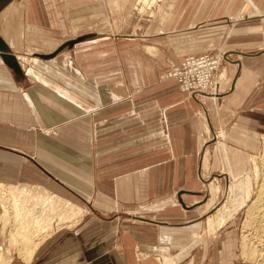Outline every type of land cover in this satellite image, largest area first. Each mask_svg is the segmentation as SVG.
<instances>
[{"label": "crops", "instance_id": "0c3cea01", "mask_svg": "<svg viewBox=\"0 0 264 264\" xmlns=\"http://www.w3.org/2000/svg\"><path fill=\"white\" fill-rule=\"evenodd\" d=\"M87 1L0 0V181L41 183L96 210L10 264H160L153 253L183 258L202 237L209 212L205 133L235 120L226 142L211 140L206 148L209 179H227L229 172L235 178L228 217L251 193V155L264 133V107L256 108L264 93L259 100L253 95L264 82V0L230 7L261 14L233 30L245 37L226 47L222 70L231 79L216 101L187 95L175 79L155 87L152 67L131 81L95 73L80 56H91L85 47L103 38L78 33L77 24H106L108 3L118 2ZM62 7L76 36L61 40L46 25H59ZM209 48L192 46L184 54ZM52 127L54 133L45 131ZM115 211H133V218L103 217ZM137 249L150 258L140 260ZM198 260L201 254L190 262Z\"/></svg>", "mask_w": 264, "mask_h": 264}, {"label": "rangeland", "instance_id": "374dc122", "mask_svg": "<svg viewBox=\"0 0 264 264\" xmlns=\"http://www.w3.org/2000/svg\"><path fill=\"white\" fill-rule=\"evenodd\" d=\"M61 1L63 0H59V2ZM71 1L85 3L87 0ZM244 1L245 0H117L118 4L116 1L114 4L110 2L108 3V9L104 11L105 15H107L106 24H96L95 20L92 21V25L87 22L84 23V21L80 23L81 25L77 24L79 27L78 33L80 32L82 34V32L88 30L95 32L103 38V41L96 44L94 43L91 47H89L88 44V48L85 47V49H91V56H86L82 52L83 55L80 56V59L86 64L91 62L95 73H100L102 70L108 71L106 72V75L103 74V76L108 79L110 78V80L121 76L125 79H130L131 81L138 76L141 68L152 67L157 74V79L154 80L157 83L155 87H157L160 83L172 80L167 78V72L173 66L180 64L186 56L192 54L212 53L219 55L220 59L215 77V88L217 86L224 87L228 83L227 81L231 79V76L227 74L223 79L219 77L222 69L226 66L225 61L229 60V53H227L228 51L226 47L229 45L230 41H233L234 39L244 40L245 37L243 35L238 37L233 36V30L244 27L246 22L251 24V17L254 19V17L260 16L261 14L260 11L252 7H249L248 9H244L246 6L243 9L230 8L232 5L239 6ZM248 4L252 6L255 5L253 0H246L245 5ZM61 9V18H56L55 15V21H58L59 25H55V28L51 25H46V28L53 29L55 37L62 40L74 37L76 36V33L73 31L74 29L69 22V17L66 10H64L65 8L62 7ZM195 22H197V27L196 24H194ZM252 22L253 24L258 23L260 22V19H255ZM256 36L259 37V35ZM73 40L76 42L80 41L79 39ZM202 45L203 47L210 46V48L195 51L187 55L184 54L189 51L186 50L187 48L191 49L192 46L195 48L197 46L201 47ZM58 49L59 48H56L52 52H55ZM101 50L104 52L100 53ZM59 51H57V53ZM179 61L180 63H178ZM50 80L55 83L53 85L56 87V84L58 83L51 78ZM62 87L67 88L64 86ZM179 88L183 91L180 85ZM67 89L64 90L67 91ZM262 91L264 93V82L259 80L257 82V88L253 92V95L257 100L260 99L259 97H261ZM183 92L189 95L187 92ZM216 92H218V89L211 92V95L189 96L197 99L201 98L202 100L207 98L214 99L213 95ZM222 92L223 90H221V93ZM262 107H264L263 101L256 105L258 110ZM234 122L235 120H233L227 128H219L213 133H205V136L207 137L206 140L209 142L211 140H222L223 142H226V131L231 128ZM263 134L264 133H261L262 137L260 138L259 148L251 155V193L239 210H237L233 216L229 217L227 223L219 228L217 233L214 234L208 233V218L215 213V210L218 207L223 205H227L228 215L229 209L234 201L232 199L233 194L231 189V183L234 180V176L229 172L226 174L227 179L225 177H213L209 179V160L206 165L204 164V157L207 155L206 148L209 142L204 145L205 150L204 153L201 152V155L203 154L202 163L207 179L203 186V190L205 191V198H207L206 202L211 201V204L208 207L209 212L202 219L204 221L203 229H199L202 237L196 239L195 243L188 247H191L189 253L183 256V258L175 257L178 264H188L196 254H201V260L196 261L194 264H225L228 262H231V264H264L262 259L256 260L250 258L244 247L245 243L256 244V246L258 245L257 248L264 255V241H262L264 240V228L260 222L259 216L253 218L250 216L251 214L248 209L253 198L257 196V191L259 189L258 185L261 183V179L257 174V168H260L261 170H259L264 172L262 160L264 156ZM6 183L17 184L18 182ZM211 183L219 187V190L215 191V194L210 188ZM22 184L29 185L31 190L29 189L28 191L32 195H23L20 197V207L22 208V206H24V208L20 209L21 215L32 217L31 221L35 220L38 218L37 216L40 215L42 219H47L46 221L50 224L49 228L43 232L45 234L39 241L38 247L58 231L73 229L96 214L95 207L92 205L90 206L87 203L71 200L75 206L81 208L80 211H77V215H72L69 218L60 220L61 213L56 210L52 212V206L49 199L36 193H38L41 188H47V190L54 192V194L61 196V198L68 199L67 196L60 194L41 183L22 182ZM1 191L2 190L0 189V193ZM9 200L10 202L7 203V206L10 213L14 216L17 212L14 199L10 196ZM77 207H74V209ZM25 208H27V210ZM3 212V205L0 201V214ZM64 212L65 210L62 211V213ZM132 214L133 211H123L121 213L115 211L113 215L110 214L111 216H108L103 214V217L110 219L114 215H118L120 220H125L132 219ZM251 219L253 222H251ZM2 226L3 222L1 220L0 248L3 247L4 255L10 257L12 259L11 262L13 259H18L20 257L25 259V254L22 253L19 248L12 244L10 245V229L8 228L3 232ZM149 254L150 253L138 249L136 251V256L144 261H147L150 258L151 254ZM153 255L158 257L157 253H153ZM158 261L161 264V260ZM158 261L157 263H159Z\"/></svg>", "mask_w": 264, "mask_h": 264}, {"label": "bare ground", "instance_id": "6f19581e", "mask_svg": "<svg viewBox=\"0 0 264 264\" xmlns=\"http://www.w3.org/2000/svg\"><path fill=\"white\" fill-rule=\"evenodd\" d=\"M71 42L75 43L76 41L71 40ZM4 57H6V56H4ZM219 62H220V59H219ZM224 72L225 71L222 70V72H221L222 74H220V76H219L221 79H223L225 76ZM215 89H218V92H216L213 95L214 99L213 98L212 99L214 101H216L218 98L222 97V95H221L222 94L221 93L222 87L217 86ZM53 128L54 127H52L51 129H46L45 131L50 132V133H54V132H52V131H54ZM223 134H225V133H223ZM207 142H209V141L207 140ZM207 158H208V156L206 155L204 158V160H205L204 164H207V162H208ZM262 160H263V166H264V156H263ZM259 169L260 168H257V174H258L259 178L261 179V183L258 185L259 189L257 191L258 192L257 196L255 198H253L252 202L249 204L248 209H249V212L251 214L250 216H252L253 218H255L256 216H259L260 222L264 228V172L260 171L261 169L260 170ZM228 180H230V179H228ZM234 180H235V178H234ZM234 180L231 183L232 187H233L234 182H235ZM210 188L213 190L214 194H215V191L219 190V187L214 185L213 183L210 184ZM0 189L2 190L0 193V201H1V203L3 205V209H4V212L0 214V219L3 222L2 231L5 232L8 228L10 229V231H9L10 245L12 244L13 246L19 248V250L25 254L24 257H26L28 259L32 256L33 252L35 251L36 247L38 246L39 241L43 238V235L45 234L43 232L49 228L50 224H48V222L46 221L47 219H44V218L42 219L40 217V215L37 216L38 218H36L35 220H32V221H31L32 217H26L25 215L24 216L21 215L20 209L24 208V206H22V208L20 207V205H21L20 197L23 195H26V196L32 195L28 191L29 189L31 190L29 185H23L21 181L18 182L17 184L6 183V182L0 181ZM36 194H40L41 196L49 199L51 206H52V212L56 210L57 212L59 211L61 213V216L59 218L60 220H64L65 218H69L72 215H77V211H80V209H81V208L75 206V204H73L71 201L65 200L64 198H61V196L54 194L52 192H49V190H47V188H41V190H39V192ZM10 196L13 197L15 207L17 209L16 210L17 212L15 213L14 216L10 213L9 208L7 206V203L10 202V200H9ZM210 202H209V205L211 204ZM74 207H77V208L74 209ZM25 209L27 210V208H25ZM63 210H65L64 213H62ZM227 210H228L227 205H223V206L218 207L215 210V213H213V215L209 216V218H208V229H209L210 234L217 233L219 228L223 227L227 223V221L229 219V217L227 215ZM251 222H253L252 219H251ZM66 223H68V222H66ZM262 241H264V240H262ZM257 246H256V244H253V243H251V244L245 243L244 244L245 251L247 250L246 252L250 258H254L256 260L262 259L264 261V255L257 248ZM0 252H1L0 253L1 254L0 264H10L12 259L10 257H6L4 255L3 247L0 248ZM157 258H158V260H161V264H178L177 259H175L173 254L161 255V256L159 255ZM188 264H192V262H190Z\"/></svg>", "mask_w": 264, "mask_h": 264}, {"label": "built area", "instance_id": "2783aa9c", "mask_svg": "<svg viewBox=\"0 0 264 264\" xmlns=\"http://www.w3.org/2000/svg\"><path fill=\"white\" fill-rule=\"evenodd\" d=\"M218 67L219 55L192 54L173 66L166 75L167 78L176 79L181 89L189 95H211V92L216 90L215 77Z\"/></svg>", "mask_w": 264, "mask_h": 264}, {"label": "water", "instance_id": "95a60500", "mask_svg": "<svg viewBox=\"0 0 264 264\" xmlns=\"http://www.w3.org/2000/svg\"><path fill=\"white\" fill-rule=\"evenodd\" d=\"M1 45H3V42H2V39H1V37H0V46H1Z\"/></svg>", "mask_w": 264, "mask_h": 264}]
</instances>
